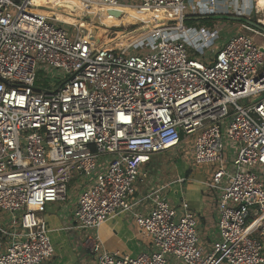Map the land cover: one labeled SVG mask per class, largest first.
I'll use <instances>...</instances> for the list:
<instances>
[{
	"label": "built area",
	"instance_id": "obj_1",
	"mask_svg": "<svg viewBox=\"0 0 264 264\" xmlns=\"http://www.w3.org/2000/svg\"><path fill=\"white\" fill-rule=\"evenodd\" d=\"M81 1L177 15L124 47L57 27L60 20L36 12L34 0H0V212L20 227L0 226L9 244L0 264H43L54 256L42 215L49 204L68 201L74 174L83 183L74 228L97 230L119 213H134L131 199L153 157L181 149L192 136L195 164L219 165L208 183L218 211L212 250L204 255L188 203L176 222L177 210L158 197L149 214H133L151 238L149 251H102L88 235L90 252L97 264H171V257L183 264H264V242L254 237L264 227V47L240 34L215 50L217 34L186 26L187 0ZM255 3L261 24L243 28L264 38V6ZM145 47L152 51L129 54ZM212 49L209 63L197 57ZM43 66L66 80L55 88L38 84ZM245 99L247 106L240 104Z\"/></svg>",
	"mask_w": 264,
	"mask_h": 264
},
{
	"label": "crops",
	"instance_id": "obj_2",
	"mask_svg": "<svg viewBox=\"0 0 264 264\" xmlns=\"http://www.w3.org/2000/svg\"><path fill=\"white\" fill-rule=\"evenodd\" d=\"M210 1L187 0V2H193L195 8L197 7L194 12L190 9L187 13L191 17L189 21L194 22L193 25L189 26L201 27V24L204 23L201 18L207 17L202 15L204 9L208 13L217 6L220 8L231 3L236 6L238 14L245 17L251 15L256 6L255 0H215L216 5L214 6L210 4ZM194 152L195 149L192 146L189 159L179 161L171 178L168 179L170 181L158 187L157 190L163 189V198L177 210L180 217L185 213L183 203H188L190 210L198 219V234L201 245L210 251L219 235L217 196L208 189V183L213 175L209 177V169L200 168V165L195 164ZM150 168L149 165L146 169L147 177L137 183L136 193L131 199V202L135 203L134 213L147 215L153 207V196L157 194V191L155 190L156 194L151 192L147 194L153 186V182L148 178ZM179 177H184L186 181L184 183L178 182ZM149 199H151V203L147 202ZM77 202L78 194L76 197L70 196L66 202L51 203L47 206L46 213L42 215L51 230L50 236L56 249L54 256L43 264H97V256L90 252V245L86 239L88 235L97 239L96 241L100 243L102 251L114 254L136 257L151 249V238L135 225L134 213H119L97 230L75 229L74 213ZM254 237L264 242V227L260 228ZM8 246V241L0 238V254L4 253ZM169 259L171 264H183L172 257Z\"/></svg>",
	"mask_w": 264,
	"mask_h": 264
},
{
	"label": "rangeland",
	"instance_id": "obj_3",
	"mask_svg": "<svg viewBox=\"0 0 264 264\" xmlns=\"http://www.w3.org/2000/svg\"><path fill=\"white\" fill-rule=\"evenodd\" d=\"M34 3L36 8L42 10H47V8H51V9L55 8L54 12H57L56 8L58 10L60 9V11L61 9L64 10V12H61L62 13L61 15H65V16H61L62 18L61 17L58 18L57 15L60 14L53 13V11L51 10H47L49 16H53L52 18L54 20H58V21L60 20L59 24L52 21L57 27H61L73 35H74V31L80 28L83 31L84 35L87 36L88 34H90L94 36L96 40H99L101 43H104L106 45L119 44V41H125L124 44H120L118 46H122V45L124 47L130 46L136 40L141 39L143 33L146 32L143 30V28L146 26V24L151 23V21L150 22L137 21V19L143 18L147 14L134 13L132 11L125 9H109L102 7V8H93L89 13H87L86 11L80 12L77 6L69 3V0H35ZM120 3L130 4L131 2L129 0H120ZM137 3L138 2H132V4H134L135 6ZM258 4H261V0H258ZM187 5L188 8L186 10V13H188L190 9L192 12H194V10L197 8V7L195 8V4L193 2H187ZM68 6H70V8H76V10L70 9ZM217 8L218 6L215 9H213V11H210L208 13H206L207 11L204 9V13L202 15L204 16L206 15L207 17L210 18L212 17V18L209 20L207 19L208 21L205 20L207 22L204 21V23L201 24V27L204 26L202 28H205L210 33L217 34L220 37V40L216 43L214 47L215 50L218 51L223 44L227 43L230 39L240 34L252 36L257 44H260L264 47V38L255 35L254 33H250L246 31L243 28L242 22L237 20L238 18H240L239 16H243V15L238 14L235 5L230 3L228 5H223L218 9ZM70 10L71 12H68ZM75 15L76 17H78V19H82V20L76 21L67 17V16H71L75 18ZM245 17H247L248 19L255 20L258 23V25L261 24V19L257 16L256 13H253L252 16L247 15ZM176 24L177 23H172L171 25L175 26ZM151 51L152 50L149 47H145L143 50L132 49L129 52V54L130 55L148 54ZM212 58H215V54L212 53L211 51H208L204 58H202V56H199V59H202L201 61L207 63H209V61L207 60ZM43 67L44 68L42 69V72L39 73L38 84L44 85L47 88L48 87L55 88L60 83L66 80L67 76L61 70L54 69L49 66L47 67L43 66ZM240 104L247 106L249 105V101L248 99L241 100ZM195 140H196V136H192L188 138V140H185L181 149L172 150L170 152L169 151L164 152L162 154H157L154 156L155 158L153 161L154 164L152 163L153 165H151V168L149 169L150 174L148 176L149 180L153 182V186L151 185L152 187L147 193L150 194V192L155 193V190L157 191L156 192L157 194L155 193L156 195L153 196V201L158 197L163 198L162 196L163 189L157 190L158 187H161L165 183H168L170 181L168 179L171 178L172 172H174L179 161H182L184 159L186 160L189 159L190 153L192 151V146H194L195 144ZM225 143H226L225 158L227 159L230 158L232 155V153H230L228 156V151L231 150L232 148L227 141ZM200 168L209 169L210 170L209 177H212L214 170L219 168V165L216 166L200 165ZM262 178L264 180V174H262ZM73 179L74 180L69 185V191H68L69 198L70 196L76 197V195L79 193L77 192V190L81 189L83 185L82 180L78 178L77 174H74ZM217 195L219 194L217 193ZM147 202L151 203V199H149ZM171 207L173 206L171 205ZM179 218L180 216L177 214L175 221L178 222ZM0 223H1L0 224L1 227L8 230L13 231L15 229H20L19 226L13 225V217L10 213L7 212H0ZM197 231H198V226H197ZM208 252L209 250H206L204 248V255H206Z\"/></svg>",
	"mask_w": 264,
	"mask_h": 264
},
{
	"label": "bare ground",
	"instance_id": "obj_4",
	"mask_svg": "<svg viewBox=\"0 0 264 264\" xmlns=\"http://www.w3.org/2000/svg\"><path fill=\"white\" fill-rule=\"evenodd\" d=\"M35 2V0H34ZM70 4H73L75 6H77L79 8V11H86L87 13H89L93 8H109V9H125V10H129L132 11L134 13H145L147 14L145 16L147 22H150V24L146 25L143 30L144 31H151L152 26H154L153 28H160V21L161 19H164L166 16L168 15H173L176 16L177 15V11L174 10H161V11H157V12H152L146 9H141L139 7H131V6H118V7H112V6H107V5H100V4H93L90 8H88L87 6L84 5V3L81 0H69ZM258 6L261 8L262 6H264V0H261V4H258ZM70 8V6H68ZM70 9H75L76 8H70ZM262 10V8L260 9V11ZM36 12L41 13L44 12L48 17H53V16H49V14L47 13V10H42V9H38L36 8ZM149 15V16H148ZM58 16V15H57ZM156 16H158V19H156ZM61 16H58V18ZM62 18V17H61ZM158 25V26H156ZM256 35V34H255ZM125 41H119V44H115V45H120V44H124ZM123 46V45H122Z\"/></svg>",
	"mask_w": 264,
	"mask_h": 264
},
{
	"label": "trees",
	"instance_id": "obj_5",
	"mask_svg": "<svg viewBox=\"0 0 264 264\" xmlns=\"http://www.w3.org/2000/svg\"><path fill=\"white\" fill-rule=\"evenodd\" d=\"M47 10H51V11H53V13H58V14H60V15H58V16H65V15H61V14H62L61 12H64V10H62V9H61V11H60V9L58 10V9L56 8L57 12H54L55 8H54V9L47 8ZM68 12H71V10L68 11ZM56 15H57V14H56ZM77 15H78V14H77ZM67 17L71 18L72 20H76V21H78V20H82V19H78V17H76V15H75V18H73V17H71V16H67ZM239 17H240V18H238L237 20H238V21H241L242 24H250V25H253V26L258 25V23H257L255 20H253V19H248L247 17H242V16H239ZM189 18H191V17L188 16V18L186 19V23H187L188 25H191V24L193 25L194 22L189 21V20H190ZM201 19H202V21H205V20H207V19L209 20V19H211V18H210V17H205V18H201ZM162 20H164V19H162ZM208 20H207V21H208ZM137 21L147 22V20H146L145 17L140 18V19H137ZM207 21H205V22H207ZM154 159H155V158L153 157V160H152L150 166L152 165Z\"/></svg>",
	"mask_w": 264,
	"mask_h": 264
},
{
	"label": "water",
	"instance_id": "obj_6",
	"mask_svg": "<svg viewBox=\"0 0 264 264\" xmlns=\"http://www.w3.org/2000/svg\"><path fill=\"white\" fill-rule=\"evenodd\" d=\"M18 1V0H17Z\"/></svg>",
	"mask_w": 264,
	"mask_h": 264
}]
</instances>
